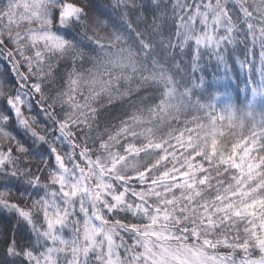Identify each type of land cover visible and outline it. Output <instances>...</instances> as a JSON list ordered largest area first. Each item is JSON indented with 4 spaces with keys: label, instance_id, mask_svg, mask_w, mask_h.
<instances>
[{
    "label": "clouds",
    "instance_id": "clouds-1",
    "mask_svg": "<svg viewBox=\"0 0 264 264\" xmlns=\"http://www.w3.org/2000/svg\"><path fill=\"white\" fill-rule=\"evenodd\" d=\"M207 103L243 130L264 122V0H0V264H105L109 245L133 264L130 226L145 229L165 192L180 201L168 224L180 243L231 256L236 228L219 213L202 227L180 199L192 180L214 210L234 175L204 147L201 186L173 139ZM182 170V191H168Z\"/></svg>",
    "mask_w": 264,
    "mask_h": 264
},
{
    "label": "snow or ice",
    "instance_id": "snow-or-ice-1",
    "mask_svg": "<svg viewBox=\"0 0 264 264\" xmlns=\"http://www.w3.org/2000/svg\"><path fill=\"white\" fill-rule=\"evenodd\" d=\"M176 110L179 111V108ZM197 111L205 114L193 117L184 124L183 128L173 132V139L178 140L179 151L183 152L187 149L192 153L191 167L194 168L196 163H200L198 174L201 186L208 184L211 179L204 174L207 171L201 159L204 157V147L207 148L209 161L218 156V162L226 169L232 170L234 175L226 186L221 182L222 187H226L227 191L219 193L213 205L214 210L208 209L206 203L196 204V199L200 196V187L192 180L187 184L190 191L182 192L180 199L184 200L185 204L189 200L192 201L193 212L199 210L198 217L202 227L214 226L218 213L224 221L230 222L238 233L235 237L238 243L234 245L236 251L231 256L210 254L207 249L215 248L217 244L207 239H203L199 247L180 243L181 237L172 232L168 226L180 201L175 195L169 196L168 192H165L160 205L152 210L150 224L145 229L141 230L136 225L130 226L132 230L140 233L139 248L143 251L139 254L133 253L129 260L133 264H230V260L238 256L239 264H264V255L253 258L247 251L254 243L256 248L264 253V122L243 130L240 119L227 107L223 112L217 113L216 107L212 103H207L200 105ZM237 128H241L238 138L234 135ZM230 134L234 136L230 151L218 155L221 141ZM156 147L160 148L161 145L157 144ZM171 147L176 148L177 145L172 144ZM189 175L187 170L180 171L173 177L177 187L168 191H182L179 185ZM156 195L159 196L160 193L157 192ZM144 210L148 211L147 206ZM179 211L187 210L181 204ZM175 222H179V217ZM241 224H243V238L239 234ZM183 231L187 232L188 229L185 228ZM97 232H99L98 228ZM192 235L200 239V229L193 226ZM85 236L90 243L95 242L92 233L86 232ZM172 241L177 242L175 249L170 247ZM223 244L226 250L233 248L231 242L226 239ZM104 253L105 264H120L123 253L119 251L114 253L111 245L104 249ZM79 259L80 257L77 256L76 264H79Z\"/></svg>",
    "mask_w": 264,
    "mask_h": 264
}]
</instances>
